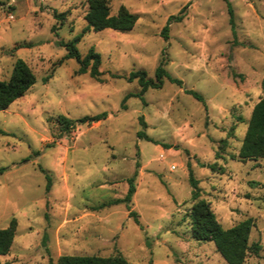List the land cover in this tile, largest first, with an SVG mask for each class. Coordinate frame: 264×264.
<instances>
[{"label":"rangeland","instance_id":"374dc122","mask_svg":"<svg viewBox=\"0 0 264 264\" xmlns=\"http://www.w3.org/2000/svg\"><path fill=\"white\" fill-rule=\"evenodd\" d=\"M107 1L112 15L124 8L139 17L133 30L87 32L88 0H0V80L18 59L36 76L24 97L0 111V168H8L0 176V228L13 219L18 225L0 264L118 251L130 264H227L213 242L194 238L190 171L225 229L255 220L250 244L262 250L245 264H264V159H233L264 97V0H230L235 30L224 0ZM171 17L182 20L171 22L165 39ZM82 34L79 52L101 54L102 83L78 75L77 60L61 62L62 43ZM161 62L183 87L166 79L144 100L124 103L142 90L130 74L146 71L155 80ZM187 90L202 95L207 110ZM103 113L107 119L77 123L69 135L55 122ZM131 178L130 208L95 209L124 199Z\"/></svg>","mask_w":264,"mask_h":264},{"label":"trees","instance_id":"16d2710c","mask_svg":"<svg viewBox=\"0 0 264 264\" xmlns=\"http://www.w3.org/2000/svg\"><path fill=\"white\" fill-rule=\"evenodd\" d=\"M224 1L228 6V11L231 17L230 23L233 30H235V15L233 7L230 0ZM88 5L89 9L85 16V21L88 25L87 32L93 31L98 33L105 30L128 32L133 30L139 19L136 14H133L124 8L121 9L118 14L112 15L111 8L107 0H88ZM55 17L63 21L66 14L55 13ZM181 20L182 17H171L168 25L162 32V36L165 39H168L171 22H179ZM83 36L84 35L82 34L70 43H62V46L66 47L68 53L61 62L68 59L77 60L80 64V68L76 72L78 75L89 73L93 79L102 83L104 80L102 78L103 72L100 70L102 65L101 54L98 53L95 48H92L85 56H83L77 48V44L81 41ZM20 47L23 48L25 46ZM166 79L179 87H183V82L179 79L173 78L165 69L163 62H161L160 66L156 70L155 80L149 78L146 71L132 72L130 74L129 81L133 82L138 80L142 90L139 94L130 95L125 98L124 103L131 96L140 97L144 100L143 96L149 89H161ZM45 81L47 82L48 79ZM35 83L36 76L32 69L24 60L18 59L15 63L11 77L8 80H0V111L7 110L14 102L24 97L26 93L35 85ZM186 93L203 103L205 109L207 110L206 102L202 95L193 90H187ZM107 117L108 114L103 113L96 116H86L78 122H75L68 117L59 116L56 118L55 122L62 134L69 135L77 129V123L92 125L107 119ZM141 125L146 127L143 119H141ZM139 137L149 140L148 136L144 132L139 133ZM236 158H238L241 162L264 159V97L261 98L252 112L239 154L237 156H233V159ZM28 161L29 158L23 160V163H27ZM210 167L213 171L217 170V165H212ZM7 171L8 168L6 167L0 168V176L5 174ZM42 172L45 173V170L42 169ZM128 184L129 190L124 199L115 200L109 204H103L95 209L99 210L110 205H118L122 203L127 204L128 208H130L133 196L136 193L134 178H131L128 181ZM190 184L192 187V200L195 204L188 215L192 223L194 238L199 242H213L227 264H245L249 255H259L262 250V246L259 243L250 244V235L252 229L255 227V220L249 218L232 228L225 229L217 219V216L211 207V203L204 199H200L201 192L199 188V181L195 179L192 171H190ZM47 189H50V184ZM130 216L134 217L136 222L139 223L136 212L130 211ZM17 226V220L13 219L8 228H0V256H6L9 254L15 241ZM57 264L130 263L127 258L118 251L115 255L110 257L65 255L59 258Z\"/></svg>","mask_w":264,"mask_h":264},{"label":"built area","instance_id":"2783aa9c","mask_svg":"<svg viewBox=\"0 0 264 264\" xmlns=\"http://www.w3.org/2000/svg\"><path fill=\"white\" fill-rule=\"evenodd\" d=\"M9 19H10V20H14V16L11 14V15L9 16Z\"/></svg>","mask_w":264,"mask_h":264}]
</instances>
